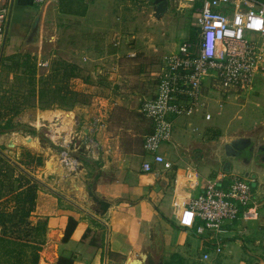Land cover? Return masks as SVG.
I'll return each mask as SVG.
<instances>
[{"label": "crops", "instance_id": "1", "mask_svg": "<svg viewBox=\"0 0 264 264\" xmlns=\"http://www.w3.org/2000/svg\"><path fill=\"white\" fill-rule=\"evenodd\" d=\"M136 1L144 0H52L42 5L44 8L35 4L34 0H0V6L5 4L11 6L9 22L16 19L15 23H10L9 31L7 26L5 41L0 44V62L3 58L18 55L29 47L39 48L42 39L54 42L55 36L47 37L46 33L42 32L35 12H41L47 4H58L61 17L65 20L83 21L81 26L75 27L76 36L79 35L78 48L80 47L81 51L77 53L81 61L93 59L95 63H116L120 51L113 48L112 41L116 40V43L120 44L123 39L122 29L118 24L107 25V20L111 17H128L129 13L135 10L132 6ZM147 1L151 3V16L155 17L154 0ZM175 2L177 5H170L162 17L157 18L159 25H163L171 8L181 7L180 1L175 0ZM195 3L190 2V5L197 10L200 3ZM127 6L132 9H127ZM46 10L47 8L45 13ZM190 21V25L193 26L195 23L194 26L198 30L196 12H193ZM130 25L134 26L135 23L131 21ZM141 25L142 33L148 35L147 24L141 23ZM125 37L127 41H122L128 44L131 53L135 48L129 45L131 43L129 39H134L135 36ZM176 49L169 51L168 54L176 52L178 50ZM164 56L159 63L160 70L156 73L158 76ZM249 93L244 96L246 98L244 104H247L249 97H253L249 98L253 103H262L264 72L257 74L254 87ZM218 97L216 94H210L205 99L209 105L216 100L219 109L217 114L221 115L223 106L219 105V99H215ZM7 111L3 105L0 106V113ZM46 111L52 110L39 112L43 114ZM63 112L54 113L50 118L53 119L56 115L65 117L66 113ZM207 112L211 114L210 119L205 118L202 109L193 116L174 119L172 139L163 142L158 150L172 163L170 168L165 167L163 163L155 162L152 154L145 152L143 142L140 149L132 147L126 149L122 146L128 142L123 144L118 143L115 137L108 138L104 135L103 129H100L96 136L98 147L85 152L87 157L92 159L90 164L87 166L82 160H77L76 168L67 166L59 152H51L52 148L48 145V147L45 144L41 145L36 135L24 136L13 132V140L9 142H5L4 137L0 135V157H9L15 163H18L16 159L20 156L22 161L26 159V151L43 157L44 164L38 167L36 173L19 163L11 175L13 187L1 191L4 194L2 198L14 200L16 192L26 187L18 189L16 180L18 177L24 175L32 182L38 183L36 204L31 220L34 223L38 219L47 220L46 240L41 251L40 264H58L60 257H72L73 264H129L143 253L147 254V258L142 264H264V168L252 175L253 168L245 166V162H238L237 158L229 161L231 166L226 165L225 161L223 165L222 158L208 160L206 155L199 150L196 151V145L208 147L211 143L226 142L232 137L250 136L256 145L264 146V110L259 113L258 121L253 125L242 124L231 131L227 121L220 120L219 124L211 123L213 114L209 109ZM42 114L39 116L36 112L34 119L27 120L28 122L16 117L15 122L45 127L50 133V138L56 142L53 139V128L55 123L56 126L61 121L55 122L48 118L45 120ZM1 118L4 119V115ZM65 118L70 121V117ZM37 121L40 124H37ZM73 122V127L70 125L72 130H67L70 134L68 141L66 131H63L57 140L60 145H69L72 139L83 137L76 132L81 117L77 116ZM81 127L88 136L91 130L88 124ZM150 131H152L151 125L144 135ZM73 133L75 135L72 137ZM25 139L33 140L34 145L28 142L26 145ZM39 147L42 150H39ZM71 154L77 159V154L72 152ZM259 157L263 163L264 157L262 158L261 155ZM145 161H153L151 171L143 169ZM253 161L257 159L254 158ZM6 167L7 164L0 165L1 170ZM230 172L256 178L254 197L261 208L260 217L255 222L241 220L225 222L221 232L225 249L223 253L216 255L213 252V245L205 243L204 236L196 233L197 222L189 209V203L202 192L208 181L220 173ZM24 181L23 179L22 182L25 183ZM91 191L98 199L109 203L105 212L93 200ZM70 218H74L77 225L69 239L65 240ZM156 228L159 229L162 238L160 252L151 248ZM87 229L93 231L95 245L93 248L82 245L79 250L80 241ZM207 251L211 252V257L202 261V256Z\"/></svg>", "mask_w": 264, "mask_h": 264}, {"label": "rangeland", "instance_id": "2", "mask_svg": "<svg viewBox=\"0 0 264 264\" xmlns=\"http://www.w3.org/2000/svg\"><path fill=\"white\" fill-rule=\"evenodd\" d=\"M190 6L192 5L181 2V7L171 8L168 13L169 16L164 19L163 25H159L156 21L157 18L151 16V3L147 0L134 2L132 7L135 10H132L129 15L127 14L128 17L108 18L107 25H121L122 40L125 41L127 35L135 36L134 39H129L131 42L129 45H133L135 48L131 53H135V56L130 55L129 46L126 42L121 40L119 44L116 43V40L112 41L113 48L120 51L116 63L113 64L110 62L105 64L95 63L93 59L86 62L81 61L82 59L78 55L81 51L80 47L78 48L79 35L76 36L75 27L81 26L83 24L82 20H65L61 17L58 4H47L45 6L47 8L46 13V8L42 9L41 12H35L42 32H45L47 37L55 36V41L50 42L42 39L39 48L29 47L26 49L27 51L1 60L0 106L3 105L8 111L0 113V125L2 127L14 126L16 129L0 133V135L4 137L5 142L13 140V132L24 136L32 135L34 137L36 135L41 145L45 144L46 147L52 148L51 152L61 154L62 150L66 148L70 156L74 157L71 152L77 154L76 157L87 166L92 159L87 157L85 152L98 147L96 136L100 129H103L104 135L108 138H117L118 143L128 142L122 146L126 149L131 147L140 149L144 134L148 131L150 123L138 109L144 98L150 97L156 92L159 82V76L156 73L160 70V60L162 61V57L168 54L169 51L176 49V45L179 46L184 41L189 39L192 41L196 37L198 38L195 23H193V26L190 25L192 14L193 12L197 13V10L194 6ZM132 7L127 6L126 8L132 9ZM131 21L135 23L134 26L130 25ZM15 22L16 19L9 22L8 31L10 23ZM141 23L147 24L146 31L149 34L146 36L142 33L143 26ZM64 62H71L79 67L75 71L76 76H63L65 70L61 67ZM42 92L43 96H41ZM246 93H249V91H241V93L231 91L226 95L220 94L218 98H215L222 100L223 108L221 109V115H218L219 109L216 100L210 103L208 109L213 114L211 123L219 124L218 121L220 120L227 121L230 125L229 131H231L242 124L248 125L250 123L253 125L258 121L259 113L264 110V99H261L262 103L258 104L249 101V98H253L249 97L247 104H244ZM238 94L240 95L238 96ZM235 97L237 98L235 99ZM243 105L245 106L243 107ZM45 110L52 111H46L43 114L39 112ZM18 111L19 113H17ZM62 111H64L63 113H69L73 117V121L76 120L77 116L81 117L76 132L83 137L77 140L76 138L72 139V143L66 146L60 145L57 141L63 132L57 133L55 131L56 123L53 128L55 142L50 138V133L46 131L45 127H35L28 123L15 122L16 117H20L22 121H32L36 112L39 116L42 114L45 120L48 118L56 122L57 119H51L50 116ZM3 115L4 119L1 118ZM9 115L10 117H7ZM98 118L103 121L98 127H93L94 120ZM45 120H42V122ZM37 124H40V122L37 121ZM87 124L88 128H91L88 136L81 127ZM30 128H34L37 133L32 134L29 131ZM69 135L67 132V141ZM74 135L75 133L72 134V137ZM229 140L226 142L217 141L211 143L208 147L196 145V151L202 152L208 160H215V158L220 157L224 165V161L225 163L230 161L225 151V146ZM24 141L26 145L27 142L32 146L34 145L33 140L28 141V139H25ZM39 148V150H42L41 147ZM3 160L4 163H2ZM31 160L24 159L22 161L20 156L19 159H16L18 163H15L9 157H0V162L2 161L0 165L7 164L6 169H3L6 173L3 175H5V178L9 176L11 178L19 163L31 172L36 173L39 166ZM2 196L4 197V194ZM6 199L0 197L2 207ZM7 200L8 209L12 210L13 200ZM224 249L225 247H223Z\"/></svg>", "mask_w": 264, "mask_h": 264}, {"label": "built area", "instance_id": "3", "mask_svg": "<svg viewBox=\"0 0 264 264\" xmlns=\"http://www.w3.org/2000/svg\"><path fill=\"white\" fill-rule=\"evenodd\" d=\"M52 0H34L44 5ZM196 2L198 40L184 41L178 50L164 56L156 92L144 98L139 112L149 121L152 131L144 135L143 148L153 160L172 167L158 152L174 132V119L193 116L199 109L207 112L210 94L226 95L231 91H251L255 78L264 72V0H180ZM11 6H0V44L6 38ZM135 56V53H131ZM222 106V100L219 101ZM103 120L95 119L93 127ZM63 162L72 168L77 160L68 150L61 152ZM153 161L143 169L151 171ZM256 178L238 173H220L205 184L189 203L196 218L195 231L212 244L216 255L223 253L221 232L225 222L257 221L259 203L254 197ZM209 260L211 252L202 256Z\"/></svg>", "mask_w": 264, "mask_h": 264}, {"label": "trees", "instance_id": "4", "mask_svg": "<svg viewBox=\"0 0 264 264\" xmlns=\"http://www.w3.org/2000/svg\"><path fill=\"white\" fill-rule=\"evenodd\" d=\"M197 40V37L192 41L189 39L193 43ZM62 65L61 68L65 70L63 76H76L75 71L79 69L76 64L64 62ZM41 96H43V92ZM15 129L14 126L2 127L0 125V133ZM29 131L32 134L37 133L34 128H30ZM25 157L28 161L32 159L31 162L34 161L38 166L43 164V157L30 151L25 153ZM4 173L6 172L0 169V197L4 188L11 189L13 187L10 176L5 178ZM23 179L25 183L22 182ZM16 180L18 181V189L23 186L26 187L16 192L12 210L8 209L7 199L4 201L3 207L0 205V264H40L41 251L46 240L47 220L38 219L36 223L30 220L36 204L38 184L24 175ZM76 225L77 221L70 218L66 228L65 240L69 239ZM94 240L93 231L87 229L80 241L79 250L82 245L93 248L95 245ZM73 262L72 257H60L58 264H73Z\"/></svg>", "mask_w": 264, "mask_h": 264}, {"label": "water", "instance_id": "5", "mask_svg": "<svg viewBox=\"0 0 264 264\" xmlns=\"http://www.w3.org/2000/svg\"><path fill=\"white\" fill-rule=\"evenodd\" d=\"M180 0H178L179 2ZM177 2V3H178ZM154 11H155V17L161 18L162 15L166 12V10L169 8L170 5H177L175 0H154ZM228 146H231V149H233V146H240L237 152H239V156L236 157L238 162H245V166L252 167V175H255L259 170L264 168V162L262 163L261 158L264 157V147L259 148L258 145H256L255 141L252 139V137H234L229 142H227ZM85 149V148H83ZM258 154V155H257ZM258 157H255V156ZM256 158L257 161H253V159ZM76 160H79L77 158ZM226 165L231 166V162H227ZM263 170V169H262ZM90 195L92 196L93 200L97 202L101 209L105 212L107 208L109 207V203L98 199L93 192H90ZM162 247V238L161 234L159 232V229H155V234L153 235V243L151 244V248L157 252H160V249ZM147 258V254L143 253L138 259L131 260L129 264H142L143 260Z\"/></svg>", "mask_w": 264, "mask_h": 264}, {"label": "bare ground", "instance_id": "6", "mask_svg": "<svg viewBox=\"0 0 264 264\" xmlns=\"http://www.w3.org/2000/svg\"><path fill=\"white\" fill-rule=\"evenodd\" d=\"M73 115V114H72ZM65 117H70V121H67L65 117H61V116H54L55 118H57V120H60L61 122L59 124H57L55 126V131L58 133V132H63V131H67V130H72V128H70V125H72L73 127V117L69 114V113H66L64 115ZM53 117V119H54ZM65 118V119H64ZM54 131V132H55ZM54 136V135H53ZM60 136V135H59ZM58 136V137H59Z\"/></svg>", "mask_w": 264, "mask_h": 264}, {"label": "flooded vegetation", "instance_id": "7", "mask_svg": "<svg viewBox=\"0 0 264 264\" xmlns=\"http://www.w3.org/2000/svg\"><path fill=\"white\" fill-rule=\"evenodd\" d=\"M259 146V148L261 147V148H263L264 146L261 144H259L258 145ZM239 147L240 146H233V149H231V146H228L227 144H226V146H225V151H226V154H227V156L230 158L229 160H231V159H234V158H236V157H238L239 156V152H237V150L239 149ZM258 155V154H257ZM255 156V157H258V156Z\"/></svg>", "mask_w": 264, "mask_h": 264}]
</instances>
